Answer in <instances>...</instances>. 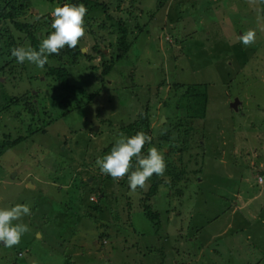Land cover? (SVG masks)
Wrapping results in <instances>:
<instances>
[{"label": "rangeland", "instance_id": "374dc122", "mask_svg": "<svg viewBox=\"0 0 264 264\" xmlns=\"http://www.w3.org/2000/svg\"><path fill=\"white\" fill-rule=\"evenodd\" d=\"M92 1L77 46L92 59L68 66L70 83L84 88L91 102L86 94L61 90L46 68L16 62L15 70H0V110L8 106L0 116V145L8 137H28L0 153V207L22 203L31 209L23 217L29 231L20 244H0V264H264V184L257 181L264 171V0ZM31 2L20 20L41 25V41L52 31L51 11L70 2ZM106 5L115 20L107 21ZM135 7L145 31L131 27L134 45L105 76L95 45L111 59L119 37L116 22L132 19ZM106 21L114 27L105 29ZM249 29L256 39L246 47L238 37ZM15 38L19 46L31 45L24 34ZM1 49L0 66L10 60L0 41ZM175 84L205 93L208 109L205 118L188 121L193 131L181 132L188 137L185 151L178 150L181 145L171 153L161 138L174 129L173 138L181 141L180 129L169 125L186 115L175 112ZM26 94L35 116L23 102L11 104V98ZM147 102L152 143L144 153L155 146L164 155L160 178L167 176L168 164L176 171L186 165L199 171L189 174L182 198L161 185L149 202L160 214L158 225L142 206L153 177L132 192L126 176L114 181L96 164L121 133L129 136V125ZM30 125L40 131L32 134ZM241 203L253 208L249 225L235 213ZM101 233L107 235L103 244Z\"/></svg>", "mask_w": 264, "mask_h": 264}, {"label": "trees", "instance_id": "16d2710c", "mask_svg": "<svg viewBox=\"0 0 264 264\" xmlns=\"http://www.w3.org/2000/svg\"><path fill=\"white\" fill-rule=\"evenodd\" d=\"M70 3H75V4H80L83 3L85 5V7H89L91 5H93V1L92 0H67ZM135 0H132V4H134ZM31 0H0V41L4 43L5 45V51L7 52V55L10 57L9 61H4L3 65L0 66V70L5 72L7 67L12 69L14 68V70L17 68L13 67V64H15L17 61L14 57L11 56V49L13 47H18L19 45H17V40L15 38V34L18 32L20 34H24L25 37L30 41L31 46L38 48L39 43H40V37L39 35H41L42 32V26L41 25H32L30 23H25L23 22L21 19V17L26 14L27 12H29L30 7L32 6L31 4ZM100 4L97 3L96 6H99ZM109 7L106 5V16L108 17L107 21L110 20H115L114 16L109 12ZM139 10V8L135 7V9H130L131 12H129L131 15H133L134 17H132V19H128V20H124L123 18H119L117 20V31L119 33V37H117V43L114 44L112 46V51L114 56H111V59L107 58V55L102 52V50L99 48L100 43L95 45V50L98 52V54L101 55L102 57V65L104 67V75H109L111 73V70L115 67V64L119 61H121L130 51V49L132 48V46L134 45V42L136 41V38H134V40L130 39V35L132 34V31L134 32V30L131 28L134 25V29H136L137 33H143L145 31V26L147 24L144 23V26H141L140 24L143 22V20H139L140 16H135V10ZM262 13L264 12L261 11ZM145 14H151L152 12L148 11V12H144ZM37 16V17H36ZM36 18H40L38 17V15H36ZM148 17H152L151 15H149ZM147 17V19H148ZM149 20V19H148ZM107 21L103 24V26L105 27V29L109 28H113L114 25H109L107 23ZM130 23V24H128ZM102 43H104V39L102 40ZM4 52L3 49H1L0 55ZM82 57H87L89 60L92 59V57L88 54H84L82 49L79 47L76 48H68L67 46H65V48H63L59 55H51L49 57V59H53V60H57L59 62H61V64L59 66H55V67H51L49 66V64L47 63L45 65L44 68L47 69L49 76H51L52 78H54L58 84L61 90L67 91V92H79L81 94H86L85 89L81 88V87H77L75 85H72L70 83V71L68 66L71 65H75L77 64L80 59ZM65 59L68 60L69 64L66 65L65 63ZM7 62V63H6ZM67 62V63H68ZM18 63V62H17ZM24 64V63H23ZM22 65V64H21ZM94 68V67H93ZM22 69V68H21ZM95 69V68H94ZM160 89H162L164 87L163 82L159 81L158 83ZM174 88V96H173V100L175 102V98H177V101L175 103L174 109L175 112H179V111H185L184 113H186L185 116L180 117V116H176L175 117V121H177L176 123H174V125L172 124H167L170 127H175L176 129H180L179 131V136L182 138L181 141H177L175 138H173L172 135V131H166L164 132L163 137L161 138V140L165 143V145L169 146V151L175 152V150L177 149V147H183V141L187 140V136L185 134H188L190 131H193V127L192 125L189 124L188 121H196V120H201L203 118H205L206 116V109H208V99L206 97V94L204 93L203 95L196 90V88H194V86L191 85H185V84H175L172 86ZM29 94H26L24 96H22L21 98H11L12 105H19L20 103H24L27 108L28 111H30L34 116H35V110L33 107H30V97H28ZM87 95V94H86ZM35 97V95L33 96ZM88 100L91 102L92 97L87 95ZM151 97V96H150ZM149 97V100H150ZM148 100V102H149ZM148 102H147V106L146 104H144V109L142 112H140L138 114L137 119L134 120L133 124H130L127 132L129 134V136L134 135L136 132L138 131H144L146 134L150 135V133H152V127H151V122H150V117H149V113H150V109H152L150 106H148ZM165 105H168L167 102H165ZM8 106L1 109L0 110V116L1 114H4L5 111L7 110ZM234 110V109H233ZM33 116V117H34ZM185 122H187L185 124ZM176 124V125H175ZM32 126V125H30ZM182 128V129H181ZM40 129V128H39ZM46 127L42 128V131L45 130ZM184 129V130H183ZM219 129H222L218 128ZM40 130H36L33 128L31 129L32 134L34 132H39ZM185 131V132H184ZM93 132L95 133V131L93 130ZM181 132H184L185 134V138L182 136ZM96 134V133H95ZM178 138V137H176ZM7 139V141L3 142L0 145V153L3 152L5 149H10L12 147H14L15 145H18L19 143L25 141L28 139L27 136H19L18 138L12 140L11 138H5ZM180 143V144H178ZM185 146L188 144L187 142H184ZM150 146L149 144H146V146ZM164 145V144H162ZM144 147V149H145ZM143 149V152H144ZM178 150L180 151H185L184 147L183 148H178ZM169 152V153H170ZM146 154V153H145ZM168 154V153H166ZM133 165L135 166V161H133ZM257 167V165H256ZM194 166L192 167V169H189V166L186 165V167L180 171H176L175 167L172 166L171 164L167 165V176L166 177H162L158 176V175H153V179L151 181V186H149L148 190L145 191L146 193H144L143 195H145L142 206H143V210L145 213V216L147 219L153 221L156 225H158V218L160 216V214L158 212H154L151 209V206L149 204L150 201H152L154 199V197L157 196L158 190L161 187V185H166L169 187V195L170 196H177L178 198H182L184 196L185 193V188H188L189 182H190V178H188L189 174H197L199 171H195L193 170ZM178 170V168H177ZM193 170V171H192ZM127 177V176H126ZM264 178V171L258 172L257 174V181L258 183L262 186L264 184V179L263 182H260V179ZM121 183V182H119ZM184 183V188H182L180 185H182ZM123 187H126V181L125 179L122 181L121 184ZM126 189L129 191V187H126ZM139 191V190H138ZM103 194V192L100 193V195ZM93 195V194H90ZM99 195V202L101 201L102 198H106L107 195L104 194V197H100ZM128 200V199H127ZM237 205V204H236ZM243 203H241V205L239 207L235 206V213L243 215V217L245 218L244 222L245 225H249L250 222L248 219H246L247 216H250V211L253 208H250V204L247 207H243L242 206ZM243 207V208H241ZM97 210H99V208L96 207ZM245 210V212H243ZM233 212V211H232ZM252 212V211H251ZM253 213V212H252ZM214 222L216 221V219L213 220ZM107 235L106 233H101L100 236L98 237V241L102 242L103 244V240L104 238L106 239Z\"/></svg>", "mask_w": 264, "mask_h": 264}, {"label": "clouds", "instance_id": "9594fccd", "mask_svg": "<svg viewBox=\"0 0 264 264\" xmlns=\"http://www.w3.org/2000/svg\"><path fill=\"white\" fill-rule=\"evenodd\" d=\"M87 8L83 3H65L51 11L52 31L42 38L38 48L21 45L11 49V56L20 64L28 62L43 69L53 54L59 55L67 46L76 48L86 33L85 17ZM256 33L249 29L239 35L238 40L244 46L255 43ZM152 136L138 131L132 136L123 133L116 138L108 154L98 157L96 164L102 174L119 181L127 176L128 186L132 192L146 187L155 174L163 176L166 162L161 151L151 146L147 153L143 152L146 144L151 145ZM135 160V166L133 165ZM264 179V178H262ZM27 204L17 203L10 207H0V244L7 248L18 246L24 234L29 231L23 217L30 215Z\"/></svg>", "mask_w": 264, "mask_h": 264}, {"label": "water", "instance_id": "95a60500", "mask_svg": "<svg viewBox=\"0 0 264 264\" xmlns=\"http://www.w3.org/2000/svg\"><path fill=\"white\" fill-rule=\"evenodd\" d=\"M84 52V50H82ZM238 105H239V100H236L232 105V109H234L235 111L238 109ZM165 121V119H164Z\"/></svg>", "mask_w": 264, "mask_h": 264}, {"label": "built area", "instance_id": "2783aa9c", "mask_svg": "<svg viewBox=\"0 0 264 264\" xmlns=\"http://www.w3.org/2000/svg\"><path fill=\"white\" fill-rule=\"evenodd\" d=\"M260 182H263V179H260Z\"/></svg>", "mask_w": 264, "mask_h": 264}]
</instances>
